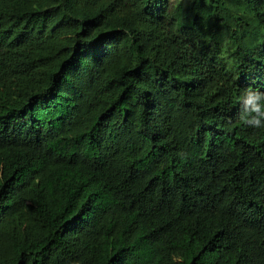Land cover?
I'll list each match as a JSON object with an SVG mask.
<instances>
[{
	"label": "trees",
	"instance_id": "1",
	"mask_svg": "<svg viewBox=\"0 0 264 264\" xmlns=\"http://www.w3.org/2000/svg\"><path fill=\"white\" fill-rule=\"evenodd\" d=\"M264 0H0V264H264Z\"/></svg>",
	"mask_w": 264,
	"mask_h": 264
},
{
	"label": "clouds",
	"instance_id": "2",
	"mask_svg": "<svg viewBox=\"0 0 264 264\" xmlns=\"http://www.w3.org/2000/svg\"><path fill=\"white\" fill-rule=\"evenodd\" d=\"M238 122L246 127L264 128V92L251 87L238 97Z\"/></svg>",
	"mask_w": 264,
	"mask_h": 264
}]
</instances>
